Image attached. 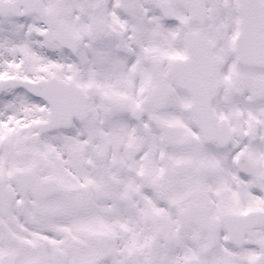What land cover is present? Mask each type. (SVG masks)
Instances as JSON below:
<instances>
[{
	"label": "snow or ice",
	"instance_id": "6c2138e0",
	"mask_svg": "<svg viewBox=\"0 0 264 264\" xmlns=\"http://www.w3.org/2000/svg\"><path fill=\"white\" fill-rule=\"evenodd\" d=\"M0 264H264V0H0Z\"/></svg>",
	"mask_w": 264,
	"mask_h": 264
}]
</instances>
